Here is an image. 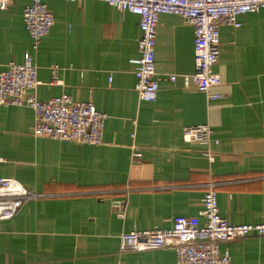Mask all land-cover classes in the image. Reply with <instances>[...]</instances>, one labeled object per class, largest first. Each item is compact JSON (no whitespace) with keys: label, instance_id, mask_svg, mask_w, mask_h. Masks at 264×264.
Segmentation results:
<instances>
[{"label":"crops","instance_id":"0c3cea01","mask_svg":"<svg viewBox=\"0 0 264 264\" xmlns=\"http://www.w3.org/2000/svg\"><path fill=\"white\" fill-rule=\"evenodd\" d=\"M44 2L52 23L35 48L21 18L28 0H8L0 10V69L28 51L37 80L29 92L37 99L65 92L107 117L101 143L87 144L35 136L31 108L0 104V176L35 194L0 219V264H175L169 247L118 252V236L198 214L209 182L228 222L264 215V7L238 14L235 28L219 24L212 70L220 82L208 89L220 94L214 98L183 83L182 74L194 71L191 26L159 13L157 90L148 101L133 90L136 14L98 0ZM196 123L209 126V142L183 136ZM220 248L231 264H264V234Z\"/></svg>","mask_w":264,"mask_h":264},{"label":"built area","instance_id":"2783aa9c","mask_svg":"<svg viewBox=\"0 0 264 264\" xmlns=\"http://www.w3.org/2000/svg\"><path fill=\"white\" fill-rule=\"evenodd\" d=\"M98 1L137 15L138 56L132 59L133 90L137 100L148 101L154 100L157 90L153 46L159 13L176 14L191 26L194 71L182 74L183 83L187 86L190 80L207 98H214L220 94L209 93L208 89L220 82L219 75L212 70L219 53V24L226 23L235 28L240 24L238 14L254 12L264 7V0ZM7 2L8 0H0V10L6 7ZM21 18L31 39V47L35 48L39 38L49 30L52 23L51 13L44 0H28L22 8ZM174 77L173 73L168 75L170 80ZM36 83V68L31 54L26 51L21 62L8 61L0 69V104L31 108L34 114L31 132L35 136L87 144L101 143L103 122L107 117L105 112L97 110L91 101L73 100L65 92L43 100L37 99L33 93L27 91ZM182 133L185 138L204 143L210 141V128L206 123L186 125ZM213 141L217 142L216 139ZM130 148L132 156L140 155L133 145ZM208 156L211 158V155ZM34 195L16 179L0 176V219L14 215L23 202ZM117 216L123 217L122 209L117 212ZM198 216L203 218L202 222H199ZM250 232L264 234V215L256 222H228L218 212L216 190L209 182L202 193L198 214H175L167 227L152 226L147 229L132 228L122 231L118 236V252L169 247L174 252L175 264H231L228 250L220 248V243L243 237Z\"/></svg>","mask_w":264,"mask_h":264},{"label":"water","instance_id":"95a60500","mask_svg":"<svg viewBox=\"0 0 264 264\" xmlns=\"http://www.w3.org/2000/svg\"><path fill=\"white\" fill-rule=\"evenodd\" d=\"M29 90H31V89H29ZM29 90H27V91H29Z\"/></svg>","mask_w":264,"mask_h":264}]
</instances>
